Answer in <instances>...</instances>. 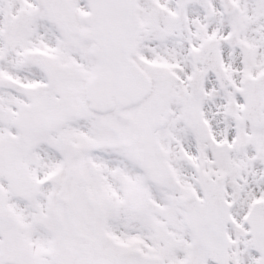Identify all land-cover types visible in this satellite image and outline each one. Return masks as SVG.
<instances>
[{
    "label": "snow or ice",
    "instance_id": "snow-or-ice-1",
    "mask_svg": "<svg viewBox=\"0 0 264 264\" xmlns=\"http://www.w3.org/2000/svg\"><path fill=\"white\" fill-rule=\"evenodd\" d=\"M0 264H264V0H0Z\"/></svg>",
    "mask_w": 264,
    "mask_h": 264
}]
</instances>
